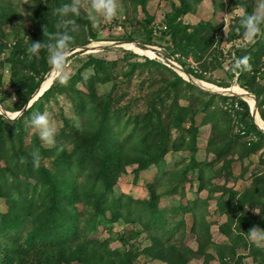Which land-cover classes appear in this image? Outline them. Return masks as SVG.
Here are the masks:
<instances>
[{
	"label": "trees",
	"instance_id": "1",
	"mask_svg": "<svg viewBox=\"0 0 264 264\" xmlns=\"http://www.w3.org/2000/svg\"><path fill=\"white\" fill-rule=\"evenodd\" d=\"M136 1L144 7V0ZM178 1L179 8L165 19V30L160 40L165 42L170 58L175 54L183 57V61H177L185 72L197 80L209 82L203 79L201 72L187 68L186 62L191 58L201 64L202 71L208 72L207 64L213 71L223 67L221 54L212 55L210 62L202 60L211 54L210 49L217 42L215 32L218 29L208 22L192 27L181 26L177 19L194 12L195 6L202 0ZM231 1L243 10V14L252 12V0ZM46 4L56 10L67 1L51 0ZM43 8L40 21L45 32L40 31L39 38L41 42L49 43V36L57 27L53 22L59 17L49 16ZM3 13L9 23L7 12ZM73 21L76 23L77 20ZM151 22V19L145 21L147 41L152 36ZM243 31L238 22L230 39L244 37ZM89 35L94 37L90 32ZM164 36H168L169 40H165ZM86 43L83 41L82 45ZM232 53L231 66L226 69L230 82L209 84L229 88L234 80L236 86L255 96L259 118L264 122L263 37L260 36L253 45L233 49ZM132 56L135 57L129 53L123 58L128 70L119 77L130 80L136 71L146 68L150 71L146 80L149 88L162 84L144 100L143 110L127 113L131 112L130 104L136 107L139 101L136 99L125 107L114 108L119 102L118 97L114 100L109 96L103 101L96 99L93 91L82 94L73 102L75 115L80 121L79 128L67 125L62 129L58 136L62 140L52 150L42 148L36 137L28 143L27 140L32 129V116L40 113L41 99L54 91L61 92L62 83L52 85L18 118L9 120L0 115V199L6 206L5 212L0 211V264H137V249L126 248L124 242L119 248L112 249L110 241L94 237L99 227L109 231L111 225L120 220L125 224H137L142 233H147L152 246L145 249L142 255L165 264H186L192 260L209 264L211 256L205 255V249L211 236L205 216L209 200L216 192L222 193L215 200L217 211L227 218L220 231L229 242L216 247L221 264H238L235 248L239 245L244 249L250 247V256L256 259L259 256L264 261V247L246 242L247 232L252 227L264 228V171L254 172L241 193L225 190L213 182L218 179L224 180V183L229 181L233 177L232 164L249 159L264 146V133L253 124L249 106L238 98L207 94L160 62L147 58L141 63L128 61ZM244 56L249 58L250 70L234 69V57ZM81 69L96 71L91 85L108 83L113 76L117 77L114 64L107 67L101 59L89 57ZM47 70L49 67L45 64L40 72L44 74ZM33 72L40 75L36 70ZM40 77L28 86V93L17 111L23 108L42 83ZM229 102L238 103L241 111L235 113L237 122L246 135L255 137V141L233 133V117L224 107ZM205 126H210L205 151L212 159L200 162L196 160L197 137L199 129ZM34 150L41 156L38 168L32 164L30 153ZM170 152L189 153L187 164L177 170H166L164 157ZM21 157L27 163H21ZM51 158L54 159L49 168L45 162ZM260 163L264 164L262 158ZM128 167H133L135 180L140 172L151 167L157 169L154 182L148 185L147 199L137 200L115 191L118 179ZM245 173L246 169H243L241 177ZM20 176L24 177V181L18 179ZM79 176L83 177L80 183ZM186 185L189 191H194L195 199L186 200ZM161 187L164 190L158 193ZM203 191L207 192V196L200 198ZM174 195L178 196V204L160 206L163 199ZM226 195L228 199L224 200ZM77 205H81L83 210L80 211ZM251 209L259 210L258 217L249 212ZM188 236L196 241V250L185 245Z\"/></svg>",
	"mask_w": 264,
	"mask_h": 264
},
{
	"label": "rangeland",
	"instance_id": "2",
	"mask_svg": "<svg viewBox=\"0 0 264 264\" xmlns=\"http://www.w3.org/2000/svg\"><path fill=\"white\" fill-rule=\"evenodd\" d=\"M8 1V3L0 2V18L2 20V23H0V107L6 113L11 114L10 117H13L19 112L17 109H19L18 107L20 106L22 99L27 95V88L32 81L36 82L39 78H41L40 76H42L43 82L46 80V77L48 76L47 74L51 72L49 77L52 78L54 76V79L49 88L52 85L55 86L61 82L52 69V66L48 62L47 49L44 52L42 50L38 57L32 56L31 59H29V55L27 53V47L32 42H41L39 38L40 31L45 32L44 26L42 25L43 22L40 21V18H43L41 11H44L41 8L47 6L46 3L50 2L51 0H39V2L36 0ZM66 1L67 4L71 2V0ZM144 1L145 5L143 7L139 1L136 0H117L118 14L117 17L111 22L101 21L99 24H93V22L88 18L89 9L86 8H82L79 15L69 17V19L77 20L75 23L77 25L76 31L70 33L73 39L69 45L70 53L67 69L69 79L66 84H63L61 92L54 91L50 96L41 99L39 104V107L41 108L40 113L48 112L56 127V134L54 137L55 144L48 145L42 142L34 128L29 130V139L27 140V143L36 137L42 148L52 150L62 140L58 138L62 129H64L67 125L79 128L80 121L79 117L75 115L76 112L73 107V102L75 98L82 94H90L91 91H93L96 99H102L103 101L109 99V96L114 98V100H117L118 97L119 102L115 104L114 108L119 106L125 107L129 105V102H131L133 99L139 100L136 107H131L132 104L129 105V110H131V112H127L128 114H133L138 110H143V105L145 104L144 100H147L149 97H151L154 94V91L157 90L162 84L153 85L151 88H149V83H147L146 80L148 76H150V71L146 68L136 71L130 80L119 77L128 70V68H125L124 66L123 58L127 57L129 53H132L135 55V57L132 56L128 58V61L130 62L136 61L141 63L144 62L145 58H147L160 63L163 62L165 64L164 65L162 63L164 66L170 68L166 65L167 62L165 59H171V56L169 57L167 55L165 50V42L160 40L162 35L161 33L163 31L159 32L157 28L165 27L166 17L170 14H174L176 12L175 10L179 8L178 0ZM253 3L254 0H252V10ZM43 9H45L46 14L49 16L54 17V15H56L55 10L51 7L47 6ZM3 11L7 12V16H9L10 20L9 23L5 19ZM241 15H243V10L236 5H233L231 0H202L195 6L194 12L179 17L177 21L180 22L181 26L192 27L201 22H208L215 26V28L218 29L215 32L217 42L210 49L211 54L202 60L210 62L213 58L212 55L217 56L220 54L224 60L223 67L220 70L213 71L211 70L209 64H207L206 66L210 72L207 70L202 71L203 69L201 64L191 58L187 59L186 67L190 68V64H193L195 68L201 72L203 79L208 80L209 82L215 84H225L230 82V79L226 75V69L231 66L230 58L233 57L232 50L235 48H245L248 45H253L260 37L257 36L254 42L251 43H249L245 37L230 39ZM146 19H151L152 21L150 23L152 36L150 37L149 41H147L148 36L144 30ZM57 22L58 21L53 22L55 23V27L57 26ZM155 30H157L156 33ZM58 31H62V29H59L58 27L54 29V33L49 36L50 42H54L55 35ZM89 32L94 37L91 38ZM237 34H239V31H237ZM262 37L264 40V36ZM167 39L169 40L168 36L165 37V40ZM83 41H87V43L82 45ZM121 42H128V44H124L119 47L111 45L112 43ZM88 45L107 47L103 48L102 50L94 51H83L81 49L83 46ZM147 47L155 48L159 51V53H156ZM142 50L151 51L155 54V56L151 57L148 54L143 53ZM175 56H178L177 59L175 58L176 60L174 59L176 63H178V59L179 61H183V57L179 54H175ZM89 57L104 60L107 67H111L113 63L114 74H117V77L113 76V79L108 83H103L96 86V84H98V82H96L95 85H91L90 81L95 77L96 71H93L92 69H81L82 66L87 63ZM45 64L49 67V70L42 74L40 71ZM32 69L38 71L40 75L34 73ZM170 69L172 70V67ZM85 73L88 74V78L86 80L84 78ZM209 82L202 81L201 84L211 90L212 88H219L211 83L209 84ZM234 85L235 81L232 80L231 86L233 87ZM22 86L24 87V90H22ZM113 91H115V93ZM33 94L30 96V98L33 96ZM35 98L36 96L34 99ZM245 100L248 102L249 106L252 107V99L245 98ZM180 103L185 104L183 101H180ZM257 119L260 118L257 117ZM259 121H261V119ZM260 128L264 130V122L263 126ZM15 133L16 132H14L12 136H14ZM209 133L210 126H205L199 129V134L197 137V161L203 162L205 160L212 159V156L207 154L205 151ZM233 133L235 135H239L237 134L234 127ZM189 156V153L186 152L168 153L164 157L166 164L165 169L168 171L179 169V167L182 165L187 164ZM261 158L264 160V146L257 154L252 155L249 159H245L242 162H234L232 164L233 177L229 181L224 183V180L218 179L214 180L213 182H215V185H218L225 190L229 189L233 192L241 193L243 189L249 184L250 177L254 172L259 170L261 172L264 171V164L262 165L260 163ZM53 159L54 158L47 159L48 161L45 162V165L49 166L50 168L52 166L51 161ZM183 160L185 161L182 162ZM217 167H220V165ZM243 169H246V173L243 174V177H241ZM132 170L133 167L126 168V173L122 175L117 181L115 191L118 194H126L133 199L145 200L148 197V185L154 182L153 177L156 174L157 169L155 167H151L144 172H140L136 180L134 179ZM233 178H236L237 180H234ZM18 179L24 181L23 176H20ZM82 180L83 177L79 176V183ZM185 188L186 200L195 199L196 195L194 194V191H189L188 185H186ZM163 190L164 187H161L158 188L157 192L161 193ZM221 194V192H216L209 200L205 216L206 222L210 225L209 231L211 236L209 242L210 244L205 249V255L211 256V258L208 260L209 264H221L220 256L216 247L220 246L221 244H229L228 240L225 239L220 231L222 225H226L227 218L226 216L220 215L218 213L217 204L215 201ZM206 196V191H203L199 195L200 198H205ZM227 196L228 195L225 196L224 200L228 199ZM179 202L178 196L174 195L170 198L163 199L160 206H165L168 204L170 205L172 203L176 205ZM77 208L80 211L83 210L81 205H77ZM5 209L6 206L4 201L0 199V211L5 212ZM254 210L258 213H256ZM249 212L253 216L258 217L259 215L258 209H251ZM187 220L189 222V219ZM187 226L189 227L188 224ZM141 230L142 228L137 224H125L122 220H120L119 222L112 224L109 231L99 227L98 233H95L94 237L99 240L110 241L109 244L112 249H115L116 247L119 248L122 245V242L125 243L126 248L131 246V249L134 248V251L137 249L136 253H139L136 260L137 264H165L152 258L151 256H147L145 254L142 255V252L145 251V249L151 248L152 242L149 239L147 233H142ZM262 230H264V228ZM137 231L138 234L135 235ZM247 240L248 241L246 242L248 244H254L248 238ZM185 245L193 250L197 249L196 241H194V238L190 236L186 238ZM249 248L244 249L242 245H239L235 248V253L238 256V264H264V261H262L259 256H257V259L253 256H250L251 254ZM224 253L227 255L226 252ZM233 261H236V259ZM186 264H202V260H192L188 261Z\"/></svg>",
	"mask_w": 264,
	"mask_h": 264
},
{
	"label": "clouds",
	"instance_id": "3",
	"mask_svg": "<svg viewBox=\"0 0 264 264\" xmlns=\"http://www.w3.org/2000/svg\"><path fill=\"white\" fill-rule=\"evenodd\" d=\"M82 8L89 9L88 18L93 24H99L101 21L111 22L118 14L117 0H71L70 3L64 4L55 10V14L60 18L57 22V27L62 29V31L56 33L54 42L36 41L27 47L29 59L32 56L38 57L43 49H47L48 62L62 84H66L69 79L67 73L70 53L69 45L73 39L70 33L77 29V25L69 17L79 15ZM239 22L244 29L242 35L249 43L254 42L257 36H264V27H262L264 26V0H254L252 12L241 15ZM232 66L240 71L250 70L249 58L247 56L234 57ZM84 78L85 80L88 78L87 73L84 74ZM30 124L38 133L42 142L48 145L55 144L56 127L48 112L35 113ZM30 155L33 167L38 168L41 161L39 152L34 150ZM20 162L27 163L24 157L20 158ZM247 237L257 247H264V230L261 228L252 227L247 232Z\"/></svg>",
	"mask_w": 264,
	"mask_h": 264
},
{
	"label": "water",
	"instance_id": "4",
	"mask_svg": "<svg viewBox=\"0 0 264 264\" xmlns=\"http://www.w3.org/2000/svg\"><path fill=\"white\" fill-rule=\"evenodd\" d=\"M124 44H128V42H121V43H112V46H122ZM107 46H83L81 49L83 51H94V50H102L103 48H106ZM149 49H151L152 51L159 53V51L155 48H151V47H147ZM166 61V59H165ZM170 66L172 67V70L177 73L184 81L194 85L195 87H197L199 90L207 93V94H213V95H218V96H222V97H227V98H238L241 99L242 101L246 102L247 105L249 106L248 102L245 100V97L247 98H251L253 101V105L252 107L249 106L250 108V114H251V118H252V122L255 125V127L257 128L258 131L264 133V130L261 129L255 122L256 117L259 118L258 112H257V101L254 95L242 90L243 94L241 93H237L234 92L233 90H231L232 86H230L229 88H221L220 90H211L209 88L204 87L201 83L202 81H199L195 78H193L190 74H188L187 72H185L183 70V68L174 65V64H170ZM48 76L46 78H48L51 75V72L47 74ZM44 82V81H43ZM43 82L39 85V87L36 89L35 93L33 94V96L28 100V102L24 105V107L18 112L16 113L13 117H10V115H8V113H6L5 111L2 110V108L0 107V114L5 116L6 118L10 119V120H14L16 118H18L21 114H23L26 110H28L32 104L39 98L41 97V95L48 89L43 90L38 96L37 94L39 93V90L41 89V85L43 84ZM36 96V98L34 99V97ZM8 115V116H7Z\"/></svg>",
	"mask_w": 264,
	"mask_h": 264
},
{
	"label": "built area",
	"instance_id": "5",
	"mask_svg": "<svg viewBox=\"0 0 264 264\" xmlns=\"http://www.w3.org/2000/svg\"><path fill=\"white\" fill-rule=\"evenodd\" d=\"M157 30L159 32L165 30V27H162V28H157ZM155 30V33L156 31ZM175 56V55H174ZM172 57L171 59H166V62H167V66H170V64H174V65H177L179 67H181L179 65V63H176L175 60L178 58V56H175V57ZM176 58V59H175ZM175 59V60H174ZM163 63V62H162ZM164 64V63H163ZM165 65V64H164ZM182 68V67H181ZM190 68L194 71V72H197V73H200V71L197 70V68H195V66L193 64H190ZM206 74V73H204ZM224 107L228 110V112L231 114V116L233 117V122H234V125H235V130L237 132V134H240L241 136H245L246 137V140L248 141H255V137H253L252 135H246L245 131L243 130V127L237 122V118L235 116V113L241 111V108L239 107L238 103H233L231 104L230 102L229 103H226L224 105Z\"/></svg>",
	"mask_w": 264,
	"mask_h": 264
},
{
	"label": "bare ground",
	"instance_id": "6",
	"mask_svg": "<svg viewBox=\"0 0 264 264\" xmlns=\"http://www.w3.org/2000/svg\"><path fill=\"white\" fill-rule=\"evenodd\" d=\"M136 50V49H135ZM143 51V50H142ZM143 53H146V54H148L149 56H151V57H154L155 56V54L153 53V52H151V51H143ZM54 77V76H53ZM46 78V80L43 82V84L41 85V91L39 90V93H38V95L43 91V90H45V89H47V88H49V86L51 85V83L53 82V79L54 78ZM221 88H212V90H220ZM231 90H233L234 92H237V93H241V94H243L242 92V90L238 87V86H233L232 88H231ZM245 98H247V97H245ZM8 115H10L11 116V114H9L8 113ZM260 119H257V117H256V119H255V122H256V124L259 126V127H262L263 126V122H262V120L261 121H259Z\"/></svg>",
	"mask_w": 264,
	"mask_h": 264
}]
</instances>
